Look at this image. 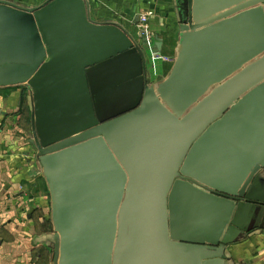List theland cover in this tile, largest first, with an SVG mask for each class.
Listing matches in <instances>:
<instances>
[{"label": "water", "instance_id": "1", "mask_svg": "<svg viewBox=\"0 0 264 264\" xmlns=\"http://www.w3.org/2000/svg\"><path fill=\"white\" fill-rule=\"evenodd\" d=\"M174 11L171 71L149 84L159 36L148 47L93 22L86 0H0V87L32 97L51 264H231L227 245L264 223V0H174ZM107 34L111 51L92 55V36ZM123 60L128 87L106 112L93 78ZM184 200L213 215L187 236L174 219Z\"/></svg>", "mask_w": 264, "mask_h": 264}, {"label": "crops", "instance_id": "2", "mask_svg": "<svg viewBox=\"0 0 264 264\" xmlns=\"http://www.w3.org/2000/svg\"><path fill=\"white\" fill-rule=\"evenodd\" d=\"M23 7H36L45 0H7ZM88 14L96 23H118L141 43L138 14L151 10L149 29L152 36L163 40L161 53L153 56L148 50L145 79L155 84L171 71L179 40L174 0H86ZM112 36L91 38L93 46L111 51ZM167 58V59H164ZM126 61L110 64L93 78L98 89L99 106L106 112L120 105L117 98L128 87L124 78ZM123 70V73H121ZM123 75V78H121ZM32 97L24 86L0 87V264H51L52 224L50 199L46 181L37 167L36 150L29 143ZM238 147V144H237ZM177 146L173 145L176 151ZM230 162L231 155L225 159ZM215 158L213 161H216ZM166 170V168L158 167ZM221 169L229 171V165ZM165 173H160V175ZM264 178V170L261 173ZM264 187V184H263ZM264 190V189H262ZM203 208L201 211L198 212ZM175 222L180 232L191 235L209 225L212 209L209 203L193 200L175 204ZM175 225V227H176ZM199 229V230H200ZM225 255L231 264H264V223L246 234L236 235ZM189 256V254H188Z\"/></svg>", "mask_w": 264, "mask_h": 264}, {"label": "built area", "instance_id": "3", "mask_svg": "<svg viewBox=\"0 0 264 264\" xmlns=\"http://www.w3.org/2000/svg\"><path fill=\"white\" fill-rule=\"evenodd\" d=\"M153 14V12L150 10H146L145 12L143 13H140L138 14V23H137V27H138V30L140 31V34L142 36H144L145 38H147L148 42H147V46H152L153 44V41H152V34L150 32V29H149V17ZM153 56H158L157 54L155 53H152ZM164 59H167L164 57Z\"/></svg>", "mask_w": 264, "mask_h": 264}, {"label": "rangeland", "instance_id": "4", "mask_svg": "<svg viewBox=\"0 0 264 264\" xmlns=\"http://www.w3.org/2000/svg\"><path fill=\"white\" fill-rule=\"evenodd\" d=\"M146 51H148V50H146ZM149 52V51H148Z\"/></svg>", "mask_w": 264, "mask_h": 264}]
</instances>
